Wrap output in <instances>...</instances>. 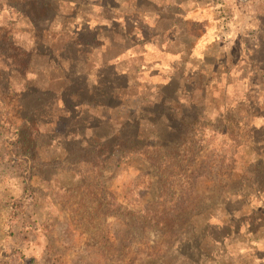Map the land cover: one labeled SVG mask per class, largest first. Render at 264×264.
<instances>
[{
  "label": "rangeland",
  "instance_id": "obj_1",
  "mask_svg": "<svg viewBox=\"0 0 264 264\" xmlns=\"http://www.w3.org/2000/svg\"><path fill=\"white\" fill-rule=\"evenodd\" d=\"M48 2L55 10L51 21L34 28L25 5L0 2V36L13 44L0 42V72L14 94L9 99L25 87L100 85L119 93L106 99L107 109L88 96L90 107L67 112L62 101L48 111L55 95L41 107L36 96L26 99V108L39 107L35 111L53 123L40 126L51 133L40 140L42 178L14 154V130L0 115V264H264V0ZM113 17L119 23L108 24ZM34 29L46 30L41 40ZM77 35L98 36V42L80 49ZM24 53L34 59L25 76L8 62ZM162 100L174 103L175 129L192 150L190 163L178 167L185 177L175 208L184 224L169 254V237L160 231H149V244L141 246L114 209L91 222L80 208L94 174L78 161L95 156V146L128 120L162 119L164 125L150 109ZM59 117L64 126L56 124ZM162 124L155 132L142 128L144 137H166ZM101 181L110 202L132 212L144 213L157 201V175L141 158L117 168L108 162ZM153 246L159 255L147 259L143 253Z\"/></svg>",
  "mask_w": 264,
  "mask_h": 264
},
{
  "label": "trees",
  "instance_id": "obj_2",
  "mask_svg": "<svg viewBox=\"0 0 264 264\" xmlns=\"http://www.w3.org/2000/svg\"><path fill=\"white\" fill-rule=\"evenodd\" d=\"M0 2L14 4L15 6H13L14 8L12 7L13 9L17 8L18 3L25 5L26 11L23 12L24 16L27 17L28 22L33 28V25L38 21H43L44 23L51 21L52 17L50 18L49 13L55 12L53 4L48 2V0H0ZM34 32L39 40H41L46 30L34 29ZM0 34H2L1 31ZM11 41L12 39H9L7 34L0 36V42H7L12 49L13 44ZM97 42L98 36H89L84 39V35H77L74 40V45L80 49L87 48L92 50L93 48L91 47ZM25 54L27 53H24L19 58L18 56H10L8 59L11 67L15 69L18 74L20 73L24 76L27 75L28 68L34 64L33 57L29 58ZM4 64H6V62ZM105 64L107 65V63ZM5 81L6 85L3 83ZM9 81L10 78H3L0 72V115L5 117L4 124L7 128L10 131L14 130V143L11 144L14 147V154L30 162L32 164L31 167L37 170L38 174H41V178L42 176L44 177L42 173L44 165L40 162L39 155L41 154V146L44 145L41 144L40 140L42 137L51 135V133L43 132L40 126L53 125L52 121L48 122L44 120L45 117L43 115H39L41 111H35L37 108L39 110V107L43 106V98L48 97V95H55L52 103L48 107V111L52 112L54 106H57V102L62 101L63 107L61 110L67 112L70 108L75 106H80L82 109L83 107H90V101H86V98H89L88 96L94 98L91 104H98V107L107 109L108 105H106V99H116L119 93L118 91L107 93L100 85L99 87H97V85L95 90L87 85L80 87L70 85L66 88L62 87L57 91L47 89L44 92L34 91L31 87H25L23 91L18 94L16 97L17 99L12 101L9 97L12 98L14 94ZM33 96L37 97V102L40 104L34 111L26 108L27 105L25 103L27 98H32ZM172 104L171 101L167 102L166 100L165 102L162 100L150 104V109L157 112L160 117H163L166 125L162 124V119L155 121V119L152 118L142 117L133 123L128 120L121 125L120 129L116 131V134L110 139H105L104 143H98V145L95 146V150L98 151L95 156L93 155L92 158L87 157L78 161V164H85L90 167L93 171L92 174H94V182L87 186L85 190L86 193L81 200L82 203L80 204V208L83 215H86L91 222H96L103 213H109L114 209L118 222L123 226L125 231L129 232V236H132V239L138 237V244L141 246H145L144 243L147 245L149 244L146 238V234L149 231H160L167 236L166 238L169 237L170 241V243L166 245L167 249L164 254L170 253L171 250H169V248L173 245L174 239L177 238L184 224L176 213L175 196L180 188L179 180L183 179L185 175L181 173L179 177L177 172L179 163H190L192 156V150L189 147L188 140L180 141L182 133H180L178 129L177 131L175 129L177 118ZM56 109H58V107ZM163 110L164 112L166 110L169 112L166 114L161 113ZM30 111L32 113H30ZM161 114L164 115L161 116ZM61 118H57L58 120L56 119L55 122L57 125L64 126L63 123L65 120ZM80 121H82V123L84 122L82 119H80ZM182 123L185 128L190 126L186 118L182 120ZM160 124L164 127L161 131L166 128V137L163 138L159 135V137H155L152 140L144 137L142 128L148 126V128L154 129L155 132V129L157 131ZM67 135L68 134H66V136ZM66 136H64L62 140L68 142L69 136L68 138H66ZM50 142L51 143L48 144L52 145L53 141ZM67 154L70 156L69 153ZM135 158H141L147 161L150 168L157 175V201L144 213L132 212L117 203L112 204L107 189L103 186L101 181L107 169L108 162H113L115 168H117L124 162ZM180 159H182V161ZM115 243H118L116 239ZM157 251V247L153 246L143 254L146 255L147 259H152L158 257L159 254H157ZM139 255L140 251L137 252L136 256ZM180 255L184 260L188 259L186 253L182 250L180 251Z\"/></svg>",
  "mask_w": 264,
  "mask_h": 264
},
{
  "label": "crops",
  "instance_id": "obj_3",
  "mask_svg": "<svg viewBox=\"0 0 264 264\" xmlns=\"http://www.w3.org/2000/svg\"><path fill=\"white\" fill-rule=\"evenodd\" d=\"M175 6L177 7L176 13H178V10H179L180 5L176 4ZM172 8H174V7H172ZM108 10H109V12L113 15V12H114V11H112V9H109V8H108ZM195 12H196V10L193 11V13H195ZM190 14H191V13H190ZM187 15H189V13H188ZM177 16H179V14H178ZM128 18H130V17H124V21H125L126 23L129 21ZM117 22H118V20L115 19L114 17H113V18H110V19L108 20V24H111V25H112V24H115V23H117ZM118 23H119V22H118Z\"/></svg>",
  "mask_w": 264,
  "mask_h": 264
}]
</instances>
